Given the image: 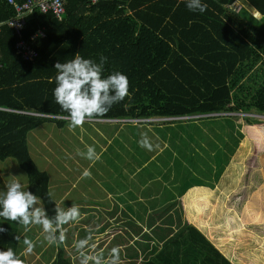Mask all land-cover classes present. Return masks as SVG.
I'll use <instances>...</instances> for the list:
<instances>
[{
	"label": "trees",
	"instance_id": "trees-1",
	"mask_svg": "<svg viewBox=\"0 0 264 264\" xmlns=\"http://www.w3.org/2000/svg\"><path fill=\"white\" fill-rule=\"evenodd\" d=\"M236 1L241 3L238 10L232 6ZM203 2L207 8L202 13L190 11L185 0H65L61 18L34 10L21 34L37 51L32 60H23L17 53L14 31L6 24L0 26V160L10 157L16 161L27 175L26 189L41 197L38 203L46 214L54 215L57 206L50 174L31 157L26 136L47 120L57 127L68 122L57 118L67 117V113L52 94L58 61L78 54L99 62L103 55L107 58L103 75L120 71L128 77L130 95L90 121L238 112L264 115V0ZM14 15L13 6L0 0V22ZM38 29H43L44 36L30 40ZM246 122L245 137L259 143L264 128L250 126L255 122L249 118ZM143 124L145 121L138 125ZM250 178L252 185L237 208L244 212L243 221L248 219L263 233L264 216L251 208L261 197L262 191L256 192V187H264V171L256 170ZM168 207H156L153 215H147L148 230L143 229L145 216L139 214L138 222L131 219V231H119L124 221L113 225L106 219L102 227L87 228L96 236L82 238L88 237L89 245L96 242L100 248L112 235L98 255L108 260L116 247L118 264H231L183 212L169 213ZM67 224L68 228L78 223ZM0 226L5 229L0 232V250L12 248L25 261L21 225L0 218ZM29 227L27 231L41 229L40 225ZM77 238L66 239L68 246ZM64 240L56 243L48 264H77Z\"/></svg>",
	"mask_w": 264,
	"mask_h": 264
},
{
	"label": "rangeland",
	"instance_id": "rangeland-1",
	"mask_svg": "<svg viewBox=\"0 0 264 264\" xmlns=\"http://www.w3.org/2000/svg\"><path fill=\"white\" fill-rule=\"evenodd\" d=\"M240 5V1H236L232 6L234 10H238ZM252 14L258 16L253 11ZM246 118L255 122L250 126L259 125L264 128V115L238 112L192 119L152 117L143 125H138L142 124V120L138 118L117 120L118 122L91 120L69 131L68 127H50L52 121L47 120L32 130L28 140L30 142L35 137L33 142L38 150L33 152L31 148V154L38 166L50 174L57 188V193L53 191L52 198L62 197V207L66 201H71L79 207L80 213L87 212V215L81 214L79 220L74 222L78 224L61 228L66 251L80 264L81 250L76 248V243L68 246L66 239L78 236L82 238L86 234L94 237L95 233H89L87 228L95 227L87 225L104 221V212L100 206L86 210L78 202L89 197L107 205L113 203L115 199L106 200L102 190L119 187L122 188L118 191L123 190L128 177L137 175L135 182L139 185L138 193L142 199L138 197L139 202L135 206L140 213L160 199H163L162 209L175 199V204L171 206L175 210L181 208L187 214L189 210L183 209V202L193 210L190 211L189 222L211 240L231 264H264V231L262 233L253 228L248 219L243 221L244 212L237 208L242 206L241 203L247 196V187L252 185L250 176L256 170L264 171V165H260V162L264 164V159L261 158L264 154V136L259 143L246 138L243 132L244 125H249ZM158 126L162 128L158 129ZM43 140L45 142L42 146ZM88 145L95 148L99 159L90 161L78 154V151L86 152ZM84 169H88L91 174L82 176ZM13 179L21 182L26 189L27 175L16 161L10 157L0 160V190H6V184ZM119 180L123 182L119 183ZM213 182L215 187L207 192L203 191L204 185H199L210 183L211 189ZM256 188V192L262 191V194L251 210H258L264 216V187ZM151 190L152 194H149ZM185 195L186 197H182ZM207 195L218 196L216 203L210 198L212 196ZM150 196L153 198L150 199ZM117 197L118 201L125 200L118 195ZM129 197L128 192L127 201ZM236 202L237 206H234ZM137 209L128 213L126 207H121L120 212L123 214L120 217L126 222L124 227L121 226L122 229L131 231V219L135 221ZM156 222L160 223L158 219ZM20 228L23 236L33 242L32 251L25 253L24 264H48L53 258L56 243L49 244L45 241L42 229L38 235V232L32 230L25 231L23 225ZM111 236L106 238L100 248H96L97 243L92 242L83 251L100 254L99 250L107 245ZM137 238L140 239L139 236ZM115 241L116 238L113 243ZM105 259L107 260L106 256Z\"/></svg>",
	"mask_w": 264,
	"mask_h": 264
},
{
	"label": "clouds",
	"instance_id": "clouds-1",
	"mask_svg": "<svg viewBox=\"0 0 264 264\" xmlns=\"http://www.w3.org/2000/svg\"><path fill=\"white\" fill-rule=\"evenodd\" d=\"M185 6L190 11L201 13L207 8L203 0H185ZM106 59L101 55L99 62H96L91 58L76 54L70 60L58 61L54 64L57 73L55 76L56 85L52 90V94L56 103L67 113L70 128L82 126L86 120L107 113L114 103L123 100L126 95H130L126 74L115 71L106 76L103 75ZM203 116L182 117L198 118ZM149 119L147 118L145 123ZM103 120L100 119V121ZM105 120L107 122L113 121ZM140 122L144 123V121ZM78 154L90 161L99 159V154L92 145L87 146L86 152L78 151ZM90 174L88 169H84L81 173L82 176H89ZM40 200L41 197L25 189L21 182L13 179L6 184V190H0V218L23 225L25 231L31 225H40L45 241L49 244L62 242L65 237L61 228L70 221L79 220L81 215L79 207L75 204H71L70 207L55 205L54 215L50 216L46 214L45 208L39 205ZM3 231L5 229L0 226V232ZM24 244L27 246L24 251L30 253L33 249L32 242L25 237ZM86 245H88V237L78 240L75 244L76 248L81 250L80 264H90V262L91 264H105L104 257L84 252L83 249ZM118 261V249L113 247L107 264H118ZM0 264H24V261L12 248H7L0 250Z\"/></svg>",
	"mask_w": 264,
	"mask_h": 264
},
{
	"label": "crops",
	"instance_id": "crops-1",
	"mask_svg": "<svg viewBox=\"0 0 264 264\" xmlns=\"http://www.w3.org/2000/svg\"><path fill=\"white\" fill-rule=\"evenodd\" d=\"M46 117H49L48 115H45ZM57 118H59V119H64V120H68L69 121V118L68 117H57ZM86 121H90V120H86ZM103 121H106L105 119L103 120ZM107 122V121H106ZM50 127H53V125H55L56 127H57V125L55 124V123H53V122H50ZM69 124L68 123H65L62 127H57V128H67V130L69 131V130H72L73 128H70L69 126H68ZM36 128H38V127H36ZM35 128V129H36ZM75 128H79V127H75ZM34 130V129H33ZM32 131V130H31ZM31 131H29L28 133H27V136H26V141H27V146H28V149H29V153H30V155H31V157L34 159V157H33V155L31 154V148H32V151L34 152V151H36V150H38V146L33 142L34 140H35V137L33 138V139H31L30 140V142H29V140H28V137H30L29 136V133L31 134ZM55 132V131H54ZM117 131H115V133H116ZM44 142H45V140H43L42 142H41V145L43 146V144H44ZM34 161H36L35 159H34ZM62 176V175H61ZM51 178V177H50ZM126 179V178H125ZM138 179V177H137V175L136 176H131V177H128V183L126 184V186H125V188L123 189V190H119L118 191V189H120V188H122V187H119L118 189H114V190H107L106 188H104L103 190H102V195L104 196V198L107 200V199H115V201H113V203H109L108 205L107 204H104V203H102V201L101 200H99V201H96V200H93V199H91V198H87V200H83L82 199V201H79L78 203L80 204V206H82L81 208L82 209H86L87 210V208H99V206L101 207V210L104 212L103 213V216H104V221L108 218V220L107 221H109V222H111L113 225H116V224H118V225H121L122 224V222H123V220L121 219V217L120 216H122V212H120V209H121V207H126L127 205L130 207H132V210H136L137 208H136V206L138 205V202H139V198L138 197H140L139 196V193H138V184H137V182H135L136 180ZM120 182L119 183H122L123 181L122 180H119ZM142 182H144V181H142ZM149 182V181H148ZM147 183V182H146ZM207 183V182H206ZM210 184V183H209ZM209 184H204V183H199V185H204V188H203V191L204 192H207V191H210V190H213V188L215 187V182H213V187H211V189L209 188L210 186H209ZM50 187H51V189H52V195H53V191H56L55 192V194L57 193V188L55 187V185L53 184V180H51L50 179ZM142 187H144V186H142ZM161 188V187H160ZM189 188H191V187H189ZM189 188H187V189H189ZM162 190L163 189H165L164 187H162L161 188ZM113 192H117V193H113ZM130 193V197H129V201H127L128 199H127V193ZM154 192V191H153ZM149 194H152V191L149 193ZM158 194H160V193H158ZM102 195H101V199H102ZM117 195L120 197V198H124L125 200L124 201H118V197H117ZM212 195H213V193H212ZM212 195H207L208 197H210V196H212ZM182 197H186V195L185 196H182ZM150 199H152L153 198V196H150L149 197ZM159 198H162V197H159ZM211 199L213 198L214 199V202L216 203V201H217V198H218V196H216L215 197V195H214V197L212 196V197H210ZM54 200H55V202H56V204H57V206H60V207H62V197L61 198H57V199H55V198H53ZM140 199H142V197H140ZM154 199H155V197H154ZM170 199H172V198H170ZM174 201H175V199L173 200V202H171V204L170 205H167L166 207H168V208H170V211H169V213H174V212H176V211H180V212H183L184 213V216L186 217L187 216V218L189 217V215H190V211H193V210H191V208L189 207H186L184 204H183V202H181L182 203V205H183V209H185V208H187L188 210H189V213H188V211H187V214H186V212L184 211V210H182L181 208L179 209V210H175L174 209V207H172L173 206V204H175L174 203ZM116 203H117V205H116ZM160 203V204H159ZM173 203V204H172ZM180 203V204H181ZM71 204H74L73 202H71V201H66V204H65V207H70L71 206ZM136 205V206H135ZM162 205H163V199H160V201H158L156 204H155V202H153L151 205H149V207L147 208V209H145V210H147L146 212H144V211H141V213L138 211V209H137V212H136V216H135V220H136V222H138V219H137V216L139 215V214H141L142 216L144 215L145 216V222H144V224H143V229L144 230H148L149 228H148V225H147V215L148 214H152V212H153V209H155L156 207L157 208H159V209H161L162 208ZM172 205V206H171ZM166 207H164V208H166ZM113 209H116L115 211L113 210ZM127 210H130L131 211V209H127ZM151 210V211H150ZM130 211H128V213H130ZM149 211V212H148ZM127 213V214H128ZM82 215H87V212L85 211V212H82L81 213ZM132 215V214H131ZM153 215V214H152ZM83 218H86V216H84ZM99 222V223H95V224H89V225H87V226H89V227H92V226H94L95 228H99V227H102L103 226V224H105V222ZM189 221V220H188ZM191 221V220H190ZM71 222V221H70ZM124 223V222H123ZM190 224H191V222H189ZM125 224V223H124ZM68 224H66L65 226H67ZM193 225V224H192ZM194 226V225H193ZM28 229H31L30 227L28 228ZM42 229V228H41ZM41 229H39V228H37V229H35V231L36 232H38V235L39 234H41V231H39V230H41ZM114 229V228H113ZM119 229V231H123L122 230V228H118ZM112 230V229H111ZM200 231V230H199ZM210 231H214V230H210ZM201 232V231H200ZM202 233V232H201ZM20 237H21V233H20ZM211 241V240H210ZM32 244H33V242H32ZM27 246H25V248H26ZM25 248H24V250H25ZM221 253V252H220ZM222 254V253H221Z\"/></svg>",
	"mask_w": 264,
	"mask_h": 264
},
{
	"label": "built area",
	"instance_id": "built-area-1",
	"mask_svg": "<svg viewBox=\"0 0 264 264\" xmlns=\"http://www.w3.org/2000/svg\"><path fill=\"white\" fill-rule=\"evenodd\" d=\"M14 8L15 15L0 22V26L7 25L17 35L16 49L23 60H32L37 57V51L32 45L21 38V34L25 27L26 18L37 10L42 14L50 15L54 18H61L65 14V0H25L22 3H17L14 0H6ZM98 0H89L90 3H96ZM44 36L43 29H38L31 37L33 40L37 36ZM174 119V118H169ZM126 121V120H120ZM146 121V119H142Z\"/></svg>",
	"mask_w": 264,
	"mask_h": 264
},
{
	"label": "water",
	"instance_id": "water-1",
	"mask_svg": "<svg viewBox=\"0 0 264 264\" xmlns=\"http://www.w3.org/2000/svg\"><path fill=\"white\" fill-rule=\"evenodd\" d=\"M201 116H203V115H201Z\"/></svg>",
	"mask_w": 264,
	"mask_h": 264
}]
</instances>
